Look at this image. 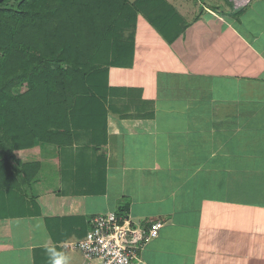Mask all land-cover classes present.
<instances>
[{
	"label": "crops",
	"instance_id": "0c3cea01",
	"mask_svg": "<svg viewBox=\"0 0 264 264\" xmlns=\"http://www.w3.org/2000/svg\"><path fill=\"white\" fill-rule=\"evenodd\" d=\"M186 2L172 41L140 14L92 115L22 158L39 164L0 201V264H85L63 244L120 208L164 222L139 264H264V9Z\"/></svg>",
	"mask_w": 264,
	"mask_h": 264
},
{
	"label": "trees",
	"instance_id": "16d2710c",
	"mask_svg": "<svg viewBox=\"0 0 264 264\" xmlns=\"http://www.w3.org/2000/svg\"><path fill=\"white\" fill-rule=\"evenodd\" d=\"M140 14L165 38L179 35L168 0L0 1V201L17 175L36 173L39 161L23 157L92 115L110 66L135 52Z\"/></svg>",
	"mask_w": 264,
	"mask_h": 264
},
{
	"label": "built area",
	"instance_id": "2783aa9c",
	"mask_svg": "<svg viewBox=\"0 0 264 264\" xmlns=\"http://www.w3.org/2000/svg\"><path fill=\"white\" fill-rule=\"evenodd\" d=\"M235 9L250 0H227ZM90 230L83 238L65 242L66 249L80 250L85 264H139L143 250L164 225L156 220L141 225L119 210L92 216Z\"/></svg>",
	"mask_w": 264,
	"mask_h": 264
},
{
	"label": "rangeland",
	"instance_id": "374dc122",
	"mask_svg": "<svg viewBox=\"0 0 264 264\" xmlns=\"http://www.w3.org/2000/svg\"><path fill=\"white\" fill-rule=\"evenodd\" d=\"M169 1H171V2H173V3H175V4H180L181 5V3L183 2V3H187L186 1H189V0H169ZM182 3V5H184ZM181 5V6H182ZM243 6V5H242ZM241 7V6H240ZM264 9V3H261V1L260 0H256V2H254L252 5H251V8L248 10V12H247V16L248 17H250V19L252 18V19H256V17L258 16V11L260 12L261 10H263ZM257 10V11H256ZM71 112H74V111H71ZM94 151V152H93ZM93 151H91V153H96V151L95 150H93ZM76 155V154H78V152H76V153H72V154H69L70 155V159H72V158H74V156H72V155ZM76 157H77V155H76ZM91 158H92V160L90 161V160H88V159H86V158H81V162L79 163L80 165H83L84 164V166H85V169L86 170H91V168L93 167V172L94 173H96L97 171H96V168H95V166L93 165L94 163H95V161H96V159L97 158H94V154H91ZM81 173V175L82 176H84L85 177V174H83L82 172H80ZM91 173H92V171H91ZM15 198H16V200L17 201H21V199L22 200H24L23 198H24V196H22V195H20V194H16L15 193ZM7 203V202H6ZM5 203L4 202H0V206H2V205H4ZM4 211V210H3ZM5 214H2V216H4ZM13 262H14V264H19V260H20V256H13ZM5 264H11V261H10V258H6V260L5 261H3Z\"/></svg>",
	"mask_w": 264,
	"mask_h": 264
},
{
	"label": "clouds",
	"instance_id": "9594fccd",
	"mask_svg": "<svg viewBox=\"0 0 264 264\" xmlns=\"http://www.w3.org/2000/svg\"><path fill=\"white\" fill-rule=\"evenodd\" d=\"M227 1V0H226ZM228 2V1H227ZM229 3V2H228ZM231 6V4H229ZM233 7V6H232ZM234 8V7H233ZM235 9V8H234Z\"/></svg>",
	"mask_w": 264,
	"mask_h": 264
},
{
	"label": "water",
	"instance_id": "95a60500",
	"mask_svg": "<svg viewBox=\"0 0 264 264\" xmlns=\"http://www.w3.org/2000/svg\"><path fill=\"white\" fill-rule=\"evenodd\" d=\"M0 1H2V0H0Z\"/></svg>",
	"mask_w": 264,
	"mask_h": 264
}]
</instances>
